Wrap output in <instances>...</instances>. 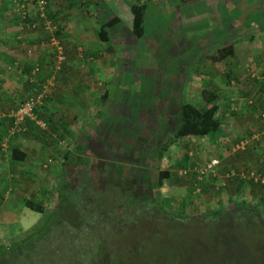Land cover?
<instances>
[{
  "label": "rangeland",
  "instance_id": "374dc122",
  "mask_svg": "<svg viewBox=\"0 0 264 264\" xmlns=\"http://www.w3.org/2000/svg\"><path fill=\"white\" fill-rule=\"evenodd\" d=\"M133 1L136 0H130ZM145 1L148 8L143 35L137 36L133 32L130 16L124 11L120 13L119 22L108 27L109 38L103 44L108 50L83 53L84 60L95 61L93 72L103 71L100 74L102 80H98L101 88L95 98L88 100L95 113L63 116L61 121L72 131L57 132L56 147L49 149L43 160L51 157L52 161L48 160L44 166L38 159L44 168L51 165L54 156H60L55 162L56 169L53 172L49 169V176L32 173L30 178H18L15 172L6 174L0 179L3 189H0V200L2 192L13 185L21 197L19 201L25 206H28L24 202L27 199L44 208L55 206L65 178L69 177L74 165L78 166L73 161L67 164L62 161L69 152L77 150L83 137L82 146L88 147L86 153L92 159L99 158V154L103 156L101 169H105L108 160L119 159L123 165L118 175L110 171L106 175L93 173L99 185L108 189L104 194L112 201L111 206L116 204L111 183L123 187L131 198H141L129 208L122 205L127 200L121 201L122 206L115 213L119 224L124 222L120 212L124 215L132 213L136 221L123 223L120 230L112 229L111 233L102 231L103 242L109 241L108 247L97 253L96 260V252H91L93 255L86 256L81 264H213L219 257L231 255L230 252L245 256L247 249L255 251L258 247L262 250L263 220L259 223L262 224L260 228L250 222L252 219L256 224L260 214H240L239 217L230 214L221 218L214 212L237 205L235 202L239 200L256 204L257 197L264 192L262 184L249 180L250 177L264 179V71L258 66L264 65V0ZM88 3L89 8H93V4ZM95 10L92 19L98 29L106 16ZM232 42L233 53L223 55V48ZM52 50L50 58L55 65L65 62L63 64L68 66L77 56V52L72 57L73 51L63 49L60 57L56 47ZM36 63L39 77L44 78L48 66L43 67L40 60ZM66 68H58L60 74L65 73ZM45 83L28 85L14 95V103L19 105ZM104 88L106 98L100 96ZM209 91L216 93L213 100L218 104L216 113L221 120L220 127L214 133L171 140L181 104L192 100L205 106L211 102L206 99ZM39 117L45 120L46 127L34 122L32 126L38 129V134L46 135L52 128L51 122L40 114ZM73 132L78 139L68 140ZM88 132L110 146L91 142L89 138L85 145L84 135ZM43 139L47 138L44 136ZM167 142L169 145L159 156L157 146ZM4 146L0 144V150L7 153L9 147ZM1 157L5 155L0 153ZM213 157L218 158L214 170L199 177L197 166ZM81 161L87 162L82 158ZM164 169L171 176H163L162 184L158 186L163 197H159L155 194L156 186H149V180L155 182ZM242 176H246L245 179H240ZM22 187L25 190L19 191ZM61 192L69 194L66 202L76 199V195L65 188ZM85 200L83 198V202ZM1 215L7 217L6 213ZM42 217L40 211H28L21 220L27 225L25 229L16 228V223L2 225L1 231H5V235L0 237V243L13 247L17 240L25 239L22 243L28 245L29 237L20 234ZM241 242L246 244L245 249L242 244H237ZM33 250L31 248L29 252L30 260ZM5 253L10 264H36L32 260L24 263L23 257L18 259L17 250L10 249ZM42 255L45 258L47 252Z\"/></svg>",
  "mask_w": 264,
  "mask_h": 264
},
{
  "label": "crops",
  "instance_id": "0c3cea01",
  "mask_svg": "<svg viewBox=\"0 0 264 264\" xmlns=\"http://www.w3.org/2000/svg\"><path fill=\"white\" fill-rule=\"evenodd\" d=\"M46 1L44 15L40 16L35 0H0V144L3 145L7 141L9 147L8 152L3 153L5 157L0 158L1 180L8 173L15 172L18 178H30L32 173H41L43 176L44 173H47L49 176V169L50 172L56 169L55 164L57 163L55 162L60 156L56 158L54 156L51 165L44 168L41 162L45 166L49 161H52V158L49 157L43 162L49 149L56 147L54 139L58 140V134L72 131V128L61 121L63 116H89L95 113L91 110L92 107L88 100L97 95L100 87L98 80H102L100 74L103 71L93 72V66H96L95 61L84 60L82 56L84 52L93 54L108 49L103 45L104 41L97 37L98 29L92 19L94 10L102 13V16H106V19L113 14L121 18L120 13L125 11L131 19L130 4L132 2L130 0ZM136 1L144 2L145 0ZM88 2L93 4V8H89ZM32 21L35 22L34 26H30ZM49 24L50 26L47 27ZM53 47H56L57 50L73 51L72 57L77 52V60L75 59L68 66L63 64L65 62H61L62 65H55L50 58V55H53ZM37 60L43 62V67L48 66V74L40 73L44 75V78L39 77L38 72L36 74L31 72ZM64 66L68 69L66 68L65 73L60 74L58 68ZM258 66L264 71V65L258 64ZM98 75H100L99 78ZM42 80L49 82L51 88L48 89L50 94L46 96L45 103L40 106L39 114L51 122L50 127L52 128H49L46 131L47 134L44 135L38 134V130L33 127L25 125L24 127L27 129L25 133L12 134L13 132L10 131L12 125L9 126L10 119L4 115H7L13 108L16 100L14 95L19 94V91H24L28 85L37 84L40 86ZM106 92L107 90L104 88L102 94H106ZM110 112L113 113L111 110ZM5 129L6 133H4ZM73 134H71L72 138L68 140L78 139L76 134H74L75 136ZM44 136L47 139L44 140ZM5 138L7 139L3 141ZM88 138H90L89 132L86 136L84 135L85 145L88 143ZM80 142L83 144V137ZM13 149L17 151L13 152ZM13 156L17 159L15 160ZM12 186L9 185L6 192L1 194L3 197L0 200V237L5 235V231H1L2 225L16 223V228L25 229L27 225L22 224L21 220L26 216V213L28 211L39 212L19 201L21 197L17 192V187L13 188ZM20 189L19 191L25 190L23 187ZM24 202L26 203V200ZM2 212L6 213L7 217H2Z\"/></svg>",
  "mask_w": 264,
  "mask_h": 264
},
{
  "label": "trees",
  "instance_id": "16d2710c",
  "mask_svg": "<svg viewBox=\"0 0 264 264\" xmlns=\"http://www.w3.org/2000/svg\"><path fill=\"white\" fill-rule=\"evenodd\" d=\"M147 6L148 5L146 1H133L130 4L132 21L131 26L133 32L137 36L143 35ZM119 20L120 16L115 14L104 20L97 30V37L99 38V40H108V27L116 22H119ZM223 50H225L223 52V55L233 53L234 42L228 44L225 48H223ZM208 94L209 95L206 99H209L211 102H208L209 104L205 106H199L192 100H185L181 104L179 120L176 121L173 136L170 137L171 140H175L176 137L186 135L201 136L208 133H214L218 129V127H220L221 120L216 113L218 104L213 100V98L216 96V93L213 91H209ZM101 96L103 98H106V94H101ZM44 103L45 102L38 106L39 110L40 106H42ZM17 106V104H14L13 108ZM36 112L39 116L40 111ZM4 117L10 119L9 126L13 125V116L7 114ZM25 121L28 124L27 125L25 122V125L27 127H33L32 123L34 122V120L27 117ZM26 130L27 129L24 127L19 131H14L12 134H17V132L25 133ZM6 132L7 130L5 129L4 133ZM100 136L102 135L100 134ZM90 138L92 139L91 142H95L100 145L105 144V147L110 146V143L108 142L101 143L102 140L100 142V140L98 139L99 137L90 135ZM168 145L169 142L157 146V152L159 156L161 155V151H163ZM85 148L87 149L88 147L85 146ZM85 148L81 143H78L76 147L77 150L75 152H69L65 157V161H62L64 162V164H67L66 162L68 161H73L78 164V166L74 165L70 170L69 177L65 178L66 181L64 182V186L62 188H65L67 191H69L70 194L74 193L76 195V199L73 200V202L69 200L68 202H66V197L69 194H67V192H61L62 189L58 191V199L56 205L50 208H44L41 204L27 199V205L33 209H36L37 211L42 212L43 217L38 222L30 226V228L24 230L20 234L21 236L29 237L26 242V244L28 245H25V243L23 245L22 242L25 241V239L17 240L13 247L0 243V264H10V261L7 260V255L5 253L10 249H14L15 251L17 250L20 254V257L18 259H22L23 257V261H25L24 263H26V260H32L36 261V264H81L82 261L86 259V256L89 257L90 255L91 257L93 255L91 252H96V254L94 255V259L96 260V257L98 256L97 253L102 251L103 247H108L107 243H109L107 239H105V242H103L104 236L102 234H104V232L102 231H105L106 233L108 231L109 233H111L112 229H114L115 231H117L118 229L120 230L122 227L120 225L123 223L131 224L136 221V217L133 216L132 213L127 212L124 215L123 212H120V217H122L124 222H121L119 224V220L117 219V216H115V213L116 209L119 206L127 205V208H129V206L133 207L134 202H138V199H140L141 197H139L138 199L133 197L131 198L127 191L123 190V187L121 188V186L117 183H111L110 185L113 186V197H115L116 203L115 207H113L111 206L112 201L109 200V196H106L104 194L108 192V189L101 187L97 182V179L93 177V173L95 172L97 175H104L105 173L108 174L109 171V173L113 172L117 173V175L120 174L123 168L120 160H108V163L104 164L105 169H101L100 163L102 164L101 159L103 156L99 154V158L92 159L86 153L87 150ZM94 149H96V147ZM12 151L16 152L17 150L13 149ZM83 151H85V153H83ZM0 153L3 154L4 151L1 149ZM13 158L15 160L17 159L14 156ZM81 158L84 161L87 160V162L85 163L81 161ZM92 169H94V172H92ZM169 175L170 173L168 172V170L164 169L160 171L158 179L155 182L149 180V186H156L155 194H158L159 197L163 196L160 193V190L158 191V186L162 184L161 182L163 181V176L170 177L171 175ZM245 177L246 176H242L240 179H245ZM247 177L249 178L250 176ZM249 180L254 183L258 182L264 186V182L261 180H254V178L252 177H250ZM241 183L242 181H240V184ZM63 193L64 195L62 196ZM83 198L84 200L86 199L84 202ZM257 198V205L249 203L248 205L243 200H239L235 202L237 205L228 207L225 210L219 209L217 210V212H214V214H216L217 216V214L219 213L221 218H225L230 214H232L233 216L238 215V217L240 216V214H260V218H256L258 220V222L256 221V224L252 219L250 220V222H252L256 226H259L260 228V226H262V224H259L261 220H263L262 222L264 225V192L263 195ZM124 199L127 200V203H122L121 205V201ZM154 200L155 198L152 197V201ZM164 203L160 205L163 206ZM155 204L156 203H154L153 205ZM155 206L154 208H156ZM90 237H92V240L94 241L93 243L91 242L92 240H90ZM237 244H242L244 249L246 247V244L242 242ZM8 246L10 247L8 248ZM31 248H34V250L32 251L33 254L31 253L32 259L30 260L29 252ZM256 249L255 251L247 249L248 252L245 254V256L240 254L233 255L232 252H230L229 254L231 255L225 254L221 258H217L219 260V263H217V260L216 263L213 264H264V248L262 250H259V248L257 247ZM43 252H47V255L44 256L45 258L42 257ZM61 256H63L62 259H60ZM71 257H73V259H70ZM18 261L19 260H16V262Z\"/></svg>",
  "mask_w": 264,
  "mask_h": 264
},
{
  "label": "built area",
  "instance_id": "2783aa9c",
  "mask_svg": "<svg viewBox=\"0 0 264 264\" xmlns=\"http://www.w3.org/2000/svg\"><path fill=\"white\" fill-rule=\"evenodd\" d=\"M38 7H39V15L43 16L44 15V7L47 3L46 0H35ZM35 22L32 21L30 23V26H34ZM50 24L47 26L49 27ZM52 40L55 42L54 38H52ZM57 48L58 45H56ZM59 50V49H58ZM62 50L58 51V55L61 53ZM60 56V55H59ZM61 57V56H60ZM39 71V65L37 63L34 64V66L32 67V74H36ZM49 82H46L45 84H42V87L39 91H36L35 93H30L29 95H27L16 108L11 109L8 114L14 117V122L13 125L10 127V131L14 132V131H19L20 129H23L25 126V120L28 117L29 119L34 120V122L36 124H38L40 127L45 128L46 127V122L44 119L40 118L37 115V108L39 105H41L46 96L48 95V87H49ZM7 138L4 139V141ZM7 141L3 143L2 146L6 145ZM5 147V146H4ZM4 147H2L4 149ZM216 163H218V158H210L209 161H207L206 163H203L200 166H197L198 168V176L199 177H204L205 174L210 173L211 171L214 170V167L216 166ZM244 173H242L241 175H243ZM245 175V174H244ZM264 181V179H263Z\"/></svg>",
  "mask_w": 264,
  "mask_h": 264
},
{
  "label": "clouds",
  "instance_id": "9594fccd",
  "mask_svg": "<svg viewBox=\"0 0 264 264\" xmlns=\"http://www.w3.org/2000/svg\"><path fill=\"white\" fill-rule=\"evenodd\" d=\"M38 109V108H37Z\"/></svg>",
  "mask_w": 264,
  "mask_h": 264
}]
</instances>
